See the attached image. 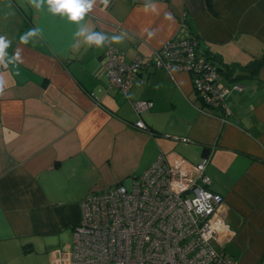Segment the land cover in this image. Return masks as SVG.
Here are the masks:
<instances>
[{"label": "crops", "instance_id": "obj_1", "mask_svg": "<svg viewBox=\"0 0 264 264\" xmlns=\"http://www.w3.org/2000/svg\"><path fill=\"white\" fill-rule=\"evenodd\" d=\"M145 2L110 0L105 9L98 0L81 24L107 36L127 33L110 44L126 62L197 38L218 84L242 87L227 97L229 114L200 110L190 74L176 69L146 67L124 95L109 87L106 46L74 38L77 25L46 7L0 0L6 51L21 49L23 58L0 66V264L63 263L81 201L132 184L160 153L178 166L209 158L210 188L224 198L230 234L224 251L241 264H264V64L249 67L264 55V0H213L211 10L206 0H155L158 14L144 12ZM34 27L42 33L22 44ZM142 100L152 106L138 114L131 102Z\"/></svg>", "mask_w": 264, "mask_h": 264}, {"label": "built area", "instance_id": "obj_2", "mask_svg": "<svg viewBox=\"0 0 264 264\" xmlns=\"http://www.w3.org/2000/svg\"><path fill=\"white\" fill-rule=\"evenodd\" d=\"M98 32H103L97 28ZM104 72L109 87L127 95L141 71L181 70L192 79L200 110H221L238 84L220 86L216 64L198 51L194 38L173 39L130 62L106 44ZM136 113L150 101L131 102ZM135 126L147 129L142 120ZM209 158L186 166L173 165L158 154L130 189L115 184L90 192L81 201V219L73 228L67 257L61 264H241L224 251L230 234L221 215L224 198L210 188Z\"/></svg>", "mask_w": 264, "mask_h": 264}, {"label": "clouds", "instance_id": "obj_3", "mask_svg": "<svg viewBox=\"0 0 264 264\" xmlns=\"http://www.w3.org/2000/svg\"><path fill=\"white\" fill-rule=\"evenodd\" d=\"M28 4L34 8L37 12L42 11L45 7L47 11L52 15H59L62 18L66 17L71 23L77 25V31L74 33V38H82V42L87 46H96L102 48L106 44H119L122 43L127 36V33L121 32L119 35L107 36L103 32H98L90 29L86 24H81V21L85 20V17L90 13L98 0H27ZM105 9L110 5V0H99ZM144 12L158 14V6L155 0H146L143 4ZM165 19L172 20L173 16L171 13L166 12ZM148 36L152 37L154 31H148ZM42 33L39 27H34L28 30L25 34L20 37L22 44H27L30 38L38 36ZM81 43L80 39H77V43L74 47H79ZM11 46V41L5 36L0 35V66L7 69L9 64L18 66L23 63L21 56V49H17L11 56L6 51ZM19 75V71L16 73ZM5 88L4 74L0 73V94H3Z\"/></svg>", "mask_w": 264, "mask_h": 264}, {"label": "trees", "instance_id": "obj_4", "mask_svg": "<svg viewBox=\"0 0 264 264\" xmlns=\"http://www.w3.org/2000/svg\"><path fill=\"white\" fill-rule=\"evenodd\" d=\"M212 1L213 0H206L207 6L208 8L211 10L212 9ZM197 40V38H194ZM198 42V41H197ZM262 64H264V55L257 57L255 59L252 60L251 64L249 67L251 68H258L259 66H261ZM209 163V162H208Z\"/></svg>", "mask_w": 264, "mask_h": 264}, {"label": "rangeland", "instance_id": "obj_5", "mask_svg": "<svg viewBox=\"0 0 264 264\" xmlns=\"http://www.w3.org/2000/svg\"><path fill=\"white\" fill-rule=\"evenodd\" d=\"M131 185H132V184L126 183V184H125V187L128 188V189H130Z\"/></svg>", "mask_w": 264, "mask_h": 264}]
</instances>
